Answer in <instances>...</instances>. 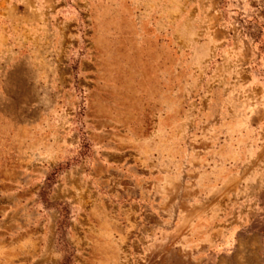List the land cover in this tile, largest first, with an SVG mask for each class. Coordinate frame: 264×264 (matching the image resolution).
Wrapping results in <instances>:
<instances>
[{
    "label": "rangeland",
    "instance_id": "rangeland-1",
    "mask_svg": "<svg viewBox=\"0 0 264 264\" xmlns=\"http://www.w3.org/2000/svg\"><path fill=\"white\" fill-rule=\"evenodd\" d=\"M0 264H264V0H0Z\"/></svg>",
    "mask_w": 264,
    "mask_h": 264
}]
</instances>
